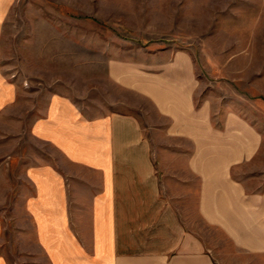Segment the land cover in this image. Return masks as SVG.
I'll use <instances>...</instances> for the list:
<instances>
[{
    "label": "crops",
    "instance_id": "1",
    "mask_svg": "<svg viewBox=\"0 0 264 264\" xmlns=\"http://www.w3.org/2000/svg\"><path fill=\"white\" fill-rule=\"evenodd\" d=\"M14 2L0 0V38ZM194 63L109 60L112 108L56 86L29 113L40 160L23 209L45 264H264L263 135L202 93ZM17 96L0 67V121L16 124ZM2 223L0 264H16Z\"/></svg>",
    "mask_w": 264,
    "mask_h": 264
},
{
    "label": "rangeland",
    "instance_id": "2",
    "mask_svg": "<svg viewBox=\"0 0 264 264\" xmlns=\"http://www.w3.org/2000/svg\"><path fill=\"white\" fill-rule=\"evenodd\" d=\"M176 50L195 59L202 93L246 115L264 139V0H15L0 38L1 70L18 86L16 124L0 121V215L1 246L16 264H45L23 209L26 168L40 160L29 113L56 86L87 109L112 108L109 60ZM261 154L264 168V146Z\"/></svg>",
    "mask_w": 264,
    "mask_h": 264
}]
</instances>
